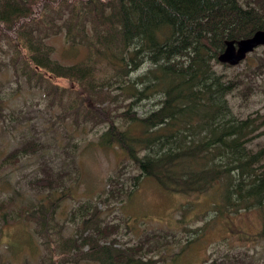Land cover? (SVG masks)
<instances>
[{"label":"trees","instance_id":"obj_1","mask_svg":"<svg viewBox=\"0 0 264 264\" xmlns=\"http://www.w3.org/2000/svg\"><path fill=\"white\" fill-rule=\"evenodd\" d=\"M258 28L264 0H0V48L4 41L11 46L15 75L19 70L39 86L46 80L54 91L58 78L76 83L78 104L105 124L97 144L118 147L138 170L133 177L185 194L210 190L215 216L253 209L261 222L256 235L264 239V143L255 140L264 134V111L238 116L228 101L231 92H253L264 74V45L246 54L240 71L213 68L224 39ZM61 33L68 43L63 56L82 46L83 58L54 56L49 39ZM99 61L107 71L101 77ZM0 63L6 66L3 57ZM0 208L11 219H37L46 230L55 215L51 203L33 206L26 217L3 201ZM86 209L83 231L62 242L64 256L48 262L46 252L41 264H149L134 255L143 251L140 241L100 242L97 213ZM38 232L44 243L53 239ZM23 250L35 253L27 243ZM218 258L214 264H225Z\"/></svg>","mask_w":264,"mask_h":264},{"label":"rangeland","instance_id":"obj_2","mask_svg":"<svg viewBox=\"0 0 264 264\" xmlns=\"http://www.w3.org/2000/svg\"><path fill=\"white\" fill-rule=\"evenodd\" d=\"M4 42L0 48V57L6 60V66L0 63V201L9 211H21L22 217L33 206L51 203L55 215L46 230L37 219H11L0 208V264H41L46 252L48 262L60 260L63 240L83 231L84 206L97 213L100 242L125 246L140 241L143 251L134 255L149 264H214L218 257L225 264H264V239L256 235L261 222L255 210L215 216L210 190L185 194L165 190L139 174L133 177L138 170L118 147L97 144L105 124L91 120L90 110L85 113L78 104V85L58 78L54 91L46 80L39 86L34 77L19 70L15 75L9 60L11 46ZM49 42L55 46L54 56L65 62L85 55L79 46L75 56L64 57L68 43L62 33ZM262 48L259 45L248 55L259 54ZM244 65L245 59L235 65L217 61L213 68L232 73ZM96 73L99 77L107 73L102 61ZM228 101L238 116L263 112L264 74L256 78L252 93L243 97L231 92ZM255 140L263 144L264 134ZM16 148L19 151L11 155ZM38 231L45 237L50 233L53 239L44 243ZM23 243L35 253H20ZM82 263L96 264H65Z\"/></svg>","mask_w":264,"mask_h":264},{"label":"water","instance_id":"obj_3","mask_svg":"<svg viewBox=\"0 0 264 264\" xmlns=\"http://www.w3.org/2000/svg\"><path fill=\"white\" fill-rule=\"evenodd\" d=\"M258 45H264V28L255 29L244 37L224 39V47L217 53L216 59L235 65Z\"/></svg>","mask_w":264,"mask_h":264}]
</instances>
